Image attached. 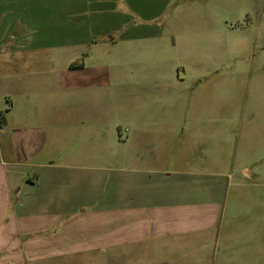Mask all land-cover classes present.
Wrapping results in <instances>:
<instances>
[{"label":"rangeland","instance_id":"374dc122","mask_svg":"<svg viewBox=\"0 0 264 264\" xmlns=\"http://www.w3.org/2000/svg\"><path fill=\"white\" fill-rule=\"evenodd\" d=\"M110 7L115 13L108 14L120 24L97 44L40 46L35 36L34 44L0 45V111L6 112L11 99L18 101L15 91L27 87L36 122L42 104L54 102L67 108L66 117L73 116V106L77 116L96 110L110 119L108 127L125 134L130 119L145 112L162 119L165 104L176 102L179 135L209 134L204 154L210 165L202 177L211 182L216 205L211 203L210 209L218 212L217 223L193 231L190 239L173 251L163 250L155 261L152 255L145 261L122 260L117 245L110 264H155L160 259H172V264H264V0H112ZM122 69L130 71L126 79L131 82L145 71L161 82L166 78L170 86L125 89L110 78L91 90L82 88L93 73ZM13 124L0 135V149L5 141L11 148ZM77 127L79 134L87 133L84 126ZM189 143L179 144V158L189 155ZM81 148L80 137L67 139L66 161L77 159ZM113 150L120 154L121 146ZM75 167L82 179L122 175L115 161Z\"/></svg>","mask_w":264,"mask_h":264},{"label":"crops","instance_id":"0c3cea01","mask_svg":"<svg viewBox=\"0 0 264 264\" xmlns=\"http://www.w3.org/2000/svg\"><path fill=\"white\" fill-rule=\"evenodd\" d=\"M111 2L0 0V45L34 44L35 36L40 46L63 48L104 41L111 36L108 29L120 24L108 14L115 13L108 9ZM129 74L123 69L93 73L82 88L91 90L110 78L125 89L170 86L166 78L161 82L145 71L137 72L134 82L126 79ZM72 85L77 89V82ZM14 94L18 101L11 99L6 112L0 111V135L14 122L11 148L5 141L0 149V264H110L117 245L122 260L145 261L152 255L155 261L163 250L173 251L190 239L193 231L216 225L218 212L210 209L211 203L216 205L210 198L211 182L202 177L210 165L204 154L209 134L179 135L176 102L165 104L162 119L145 112L126 122L125 134H117L108 127L110 119L98 111L77 116L73 106V116L66 117L67 108L54 102L42 104L36 122L31 90L24 87ZM78 125L87 133L79 134ZM70 137L83 139V148L77 150V159L66 161ZM183 140L190 142L189 155L179 158ZM113 146H121L120 154H114ZM114 161L122 166L120 178L82 179L75 167ZM160 260L155 264H172V259Z\"/></svg>","mask_w":264,"mask_h":264}]
</instances>
